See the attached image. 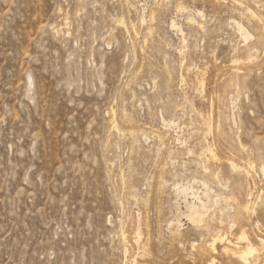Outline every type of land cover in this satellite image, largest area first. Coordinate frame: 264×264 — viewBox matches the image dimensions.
<instances>
[{"label":"rangeland","instance_id":"374dc122","mask_svg":"<svg viewBox=\"0 0 264 264\" xmlns=\"http://www.w3.org/2000/svg\"><path fill=\"white\" fill-rule=\"evenodd\" d=\"M218 232L264 264V0H0V264H242Z\"/></svg>","mask_w":264,"mask_h":264},{"label":"bare ground","instance_id":"6f19581e","mask_svg":"<svg viewBox=\"0 0 264 264\" xmlns=\"http://www.w3.org/2000/svg\"><path fill=\"white\" fill-rule=\"evenodd\" d=\"M249 12H251V11H249ZM240 31H241V28H240ZM241 34H242V37H244V39H246L248 37L245 32H242ZM207 149L209 151L210 158H214L215 155L210 150V148L207 147ZM230 166L233 168L234 171H238L236 165L233 164L232 162L230 163ZM203 185L206 187L207 183L204 182ZM209 198L210 197H209L208 193L205 191L203 193V199H201V198L198 199L199 202H200V207H196L194 205L191 206V209L193 210V213H192V216H191L190 219L192 220V222L195 225H197L198 223H200V222L203 221V215H202V212L201 211H203V213L204 212H207V210H208V206L207 205H208V202H209ZM232 200L235 201L234 198H232ZM249 209L250 208H249V205L248 204H246V205H240V204L238 205L237 204L236 205V212H235V214L236 215H239V214H248L249 213ZM253 212L254 211L252 210L250 213H253ZM216 235L217 236L214 239H212V241H211V243L209 245L210 250L212 252H214L216 250L215 243H217V242L223 243V244H226V245H224L222 247V252L224 254H226L228 256H232L235 259H238L242 264H257V263H250V261H249V259L252 258L253 255L255 254L256 250H258L256 248H254L250 243L246 242V245L244 247H238V246L235 245V244H237V242L234 243V244H231L230 241L227 239L228 237L225 234H220V232H218ZM245 236L246 235L244 234V232H241V234L236 238V241H240L242 239H245ZM257 241L259 242V244L261 246H264V240L257 239ZM230 244L232 245L231 246L232 248L231 247L230 248H227L226 246L227 245L230 246ZM255 262H256V259H255ZM213 263H214V261H213Z\"/></svg>","mask_w":264,"mask_h":264}]
</instances>
